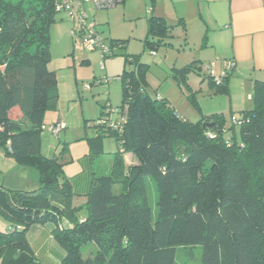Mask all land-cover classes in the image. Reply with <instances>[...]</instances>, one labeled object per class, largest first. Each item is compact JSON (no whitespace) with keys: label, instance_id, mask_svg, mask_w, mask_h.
I'll return each mask as SVG.
<instances>
[{"label":"trees","instance_id":"obj_1","mask_svg":"<svg viewBox=\"0 0 264 264\" xmlns=\"http://www.w3.org/2000/svg\"><path fill=\"white\" fill-rule=\"evenodd\" d=\"M64 1L0 0V150L37 170L41 184L34 191L0 187V216L9 224L0 227V264H44L28 232L48 225L63 250L57 264H176L180 251L194 258L196 249L202 264H264V81L253 82L254 107L232 113L230 123L222 113L191 122L168 98L150 94V66L142 56L125 54L120 76L125 116L112 120L122 130L95 125L97 135L89 139L91 160L105 137H114L118 150L100 173L85 160L90 174L81 177L87 185L81 189L80 182L77 192L76 179L64 175L62 156L41 151L58 84L49 69L50 27L65 12L58 9ZM152 12L145 46L156 56L176 26ZM116 43L106 44L102 60L122 45ZM197 66L171 74L182 86ZM234 70L235 64L220 80L211 72V86L228 93ZM193 104L201 112L196 100ZM149 179L156 189L155 218ZM89 244L96 252L84 258Z\"/></svg>","mask_w":264,"mask_h":264},{"label":"rangeland","instance_id":"obj_2","mask_svg":"<svg viewBox=\"0 0 264 264\" xmlns=\"http://www.w3.org/2000/svg\"><path fill=\"white\" fill-rule=\"evenodd\" d=\"M190 5L170 0H125L112 8L98 9L94 3H86L87 21L97 25L106 44L113 41L123 45L115 46L114 55L105 60L98 51L84 47L83 39L73 31L78 21L74 22L66 12L58 13L56 22L50 27L49 64V69L56 73L58 80L54 92L57 97L50 103L45 116L41 151L46 157L62 156L61 163L67 178H73L83 170L82 160H89L91 171L100 173L108 167V161L118 150L115 138L105 137L102 150L93 154L91 160L89 139L97 135L95 125L100 117L112 120L120 117V76L125 68V54L142 56V61L150 66L146 76L150 94L168 98L177 113L191 122H196L203 114L222 113L230 123L232 111L239 116L254 107L252 91L246 90L249 87L246 80H234L228 93H218L217 86H211V72L215 77L223 76L226 57L218 55L219 46L213 47L219 38V34L212 31L214 27L208 31L206 24L202 26L196 16L183 19V24L180 23L182 18L179 14L184 9L187 11ZM152 11L155 15L160 13L168 24L176 26L173 37L158 47L156 56L145 46ZM193 63L199 67L189 73L187 84L181 83V86L171 73L174 68L180 69ZM248 94H251L250 97ZM193 100H196L201 112L194 106ZM232 100L233 110L230 109ZM54 126L56 132L50 130ZM148 181L155 218L156 189L153 181ZM94 252L96 247L93 244L82 249L84 258ZM195 252L196 257L191 258L180 251L176 264H202L201 249Z\"/></svg>","mask_w":264,"mask_h":264},{"label":"crops","instance_id":"obj_3","mask_svg":"<svg viewBox=\"0 0 264 264\" xmlns=\"http://www.w3.org/2000/svg\"><path fill=\"white\" fill-rule=\"evenodd\" d=\"M170 1H182L191 4L187 11L184 9L179 14L182 19L188 20V17L196 16L202 26L206 24L208 31L211 27L215 28L212 31L219 34V38L217 44L215 43L216 46L213 47L219 46L217 47L218 55L226 57L224 64L226 60H233L235 64L229 85L236 79L246 80L249 83L246 90L252 91L254 80L264 81V0ZM205 46H207L206 42ZM248 95L250 97L251 94ZM233 103L232 100L231 110H233ZM125 159L128 164L133 163L131 156L128 155ZM112 162L113 158L108 161V167L112 165ZM81 164L83 170L75 177L70 178L76 179L77 192H82L80 188L85 189L87 185L85 181H80L81 177L90 174L86 161L82 160ZM80 182L82 183L79 188ZM40 186V175L37 170L18 165L12 157L0 150V187L11 190L34 191ZM81 203L77 204L75 201L74 205ZM64 224L67 225L66 222ZM0 227L9 228V224L1 216ZM53 229L52 225L35 226L28 232L31 248L44 264H57L63 256V250L52 235Z\"/></svg>","mask_w":264,"mask_h":264},{"label":"built area","instance_id":"obj_4","mask_svg":"<svg viewBox=\"0 0 264 264\" xmlns=\"http://www.w3.org/2000/svg\"><path fill=\"white\" fill-rule=\"evenodd\" d=\"M116 1L118 0H65L63 4L58 8L59 10H64L68 13L73 19L80 21L78 24L75 33H78L83 39V45L86 49L91 51H98L101 57L103 54L108 53L107 45H103V36L98 31L97 25L95 23H89L87 21V13L85 9L86 3H94L98 9H107L116 6ZM234 66V62L227 61L225 63V69H230ZM219 78V77H218ZM220 80V78L218 79ZM125 112L120 113L119 119H123ZM96 125L108 128L109 126L114 127L115 130L121 131V122H114L110 118H101L96 122ZM52 132H56L57 128L51 127Z\"/></svg>","mask_w":264,"mask_h":264}]
</instances>
